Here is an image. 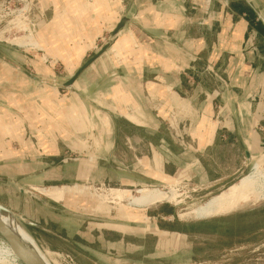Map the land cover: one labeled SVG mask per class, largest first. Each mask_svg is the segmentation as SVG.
<instances>
[{
	"label": "crops",
	"instance_id": "crops-1",
	"mask_svg": "<svg viewBox=\"0 0 264 264\" xmlns=\"http://www.w3.org/2000/svg\"><path fill=\"white\" fill-rule=\"evenodd\" d=\"M31 1L45 17L37 30L44 36L45 49L65 66H77L65 79H56L29 70L0 50V66L5 68L0 80L11 88L3 97L24 118L17 128L28 129L30 144L38 138L33 117L38 97L28 89L34 82L71 89L62 97L56 95L61 105L49 102L43 116L48 119L62 112L67 126L47 130L54 137L60 131L77 155L55 157L60 151L49 141L51 147L28 159L45 161V167L32 174L58 182L47 187L100 176L119 179L127 187L192 183L215 187L213 193H220L245 175L254 155L264 149V0H220L216 10L215 0ZM106 45L71 85L63 84ZM230 66L235 74L229 72ZM70 100L75 105L68 107ZM3 112L7 113L5 107L0 108ZM20 132L17 138L22 140ZM30 188L49 206L24 194L28 202L87 222L90 229L84 236L91 234L92 226L99 227L100 242H123L131 232L176 239L187 235L176 227L158 225L167 215L158 209L127 204L118 219L110 213L118 209L110 205L102 213L86 207L74 210L60 203L70 195L54 198L37 190L42 187ZM64 209L94 218L72 216ZM10 210L44 228L24 224L39 247L51 249L29 229L69 241L23 211ZM149 220L157 224L149 225ZM145 221V227L138 226ZM102 228L120 233L121 238H104Z\"/></svg>",
	"mask_w": 264,
	"mask_h": 264
},
{
	"label": "rangeland",
	"instance_id": "rangeland-1",
	"mask_svg": "<svg viewBox=\"0 0 264 264\" xmlns=\"http://www.w3.org/2000/svg\"><path fill=\"white\" fill-rule=\"evenodd\" d=\"M220 4V0H215L214 10ZM35 5V2L31 0H0V50L13 55L25 67L39 75L65 79L77 66H65L61 58L45 49L44 36L37 32L39 24L43 22L41 20L45 17ZM13 48L21 52L13 51ZM231 69L232 66L229 67V72L235 74V71ZM0 70L5 71V68L0 66ZM0 79H3V76H0ZM3 82L0 80V108L5 107L7 113H0V204L8 209L23 211L69 239V241H64L29 229L35 237L51 245V249L40 247L50 264H264V200L246 201L229 211L200 218L196 216L193 209L211 196L218 194L219 192L213 193L215 187L211 189L192 183L167 187L158 185L127 187L120 185L119 179L100 176L81 179L82 181H70L62 187H47L49 184L58 182L50 180L51 178L47 175L32 174L33 171L45 167V161L38 159L37 162L30 163L28 159L30 156L42 154L44 149L49 148L50 145L46 144L49 141L53 142L60 151V154L55 157L77 155L68 149L66 144L69 142L62 139L60 131H58L60 134L55 132L54 137L52 133H49L50 130H47L53 129L57 124L60 127L67 126L66 121L61 119L62 112L58 111L50 115L52 118L48 119L43 116L49 102L61 105L57 103L59 100L56 95L62 97L71 89L42 82H34L31 91L28 89L27 93L32 92L35 98L38 97L37 117L33 116L39 128L38 138L31 139L33 144H30L28 129L20 132L17 128L20 125V115L15 114L12 102L3 97L5 93L11 92L10 84L7 82L3 84ZM231 85L235 87L237 82L233 81ZM247 93H249L248 89ZM240 96H242L241 93ZM228 98L231 97L228 96ZM28 100L27 107L30 105ZM72 104L75 105L70 100L69 104L65 105L69 107ZM26 116L29 122V114ZM21 122H24V118ZM18 131L21 133V138L25 136L22 140L17 138L19 137ZM39 136L42 137L41 140ZM41 141H45V145L39 144ZM22 158L24 162L19 161ZM260 166L264 167V149L261 153L254 155L247 165L245 175L257 170ZM75 185L81 186V192L66 190V188H71L69 186ZM32 186L42 187L37 190L45 196L60 198L63 194L70 195L69 199L60 201V203L67 204L74 210L86 207V210L90 208L92 211L102 213L103 207L110 205L118 209L110 212L114 218L118 219L122 216V207L128 206L131 197L136 195L139 189L151 187H159L165 191L172 189L174 192L172 199L150 205L148 209L149 211L158 209L167 214L164 215V219L159 220L158 225L176 227L187 235L176 239L150 232L143 237L141 233L131 232L123 242L114 244L100 242L97 237L99 227L92 226L91 234L84 236L83 232L90 229L87 222L44 211L35 203L28 202L27 197L20 191L31 189ZM110 188L130 190V193H125L120 198H112L109 194L112 190ZM169 214H173L174 217L171 218ZM149 221V225L157 224L153 220ZM146 223L145 221L137 224L145 227ZM102 231L104 238L105 236L109 239L121 238L120 233L115 234L105 228H102ZM171 240L173 241L170 242ZM174 240L178 241L174 243ZM0 241L4 240L0 237ZM165 241H168L165 247H161L162 249L157 247L159 243ZM108 252L112 254V258L106 257ZM17 263L20 264L18 261Z\"/></svg>",
	"mask_w": 264,
	"mask_h": 264
},
{
	"label": "bare ground",
	"instance_id": "bare-ground-1",
	"mask_svg": "<svg viewBox=\"0 0 264 264\" xmlns=\"http://www.w3.org/2000/svg\"><path fill=\"white\" fill-rule=\"evenodd\" d=\"M69 187L71 188H66V190L77 193L81 192V186L75 185ZM110 189L112 190L109 191V194L112 198H120L123 194L130 193V190ZM173 197L174 192L172 189L165 191L159 187L142 188L137 191L136 195L131 197L129 205L148 207L163 200H170ZM250 200H264V167L262 166L244 175L238 182L232 184L229 189L211 196L193 209V212L197 217H208L229 211L240 203ZM3 218L5 222L15 229L23 241L33 246L41 258L47 264H50L45 253L36 245L32 237L20 228L13 218L8 216H3ZM17 261L8 244L0 241V264H18Z\"/></svg>",
	"mask_w": 264,
	"mask_h": 264
},
{
	"label": "water",
	"instance_id": "water-1",
	"mask_svg": "<svg viewBox=\"0 0 264 264\" xmlns=\"http://www.w3.org/2000/svg\"><path fill=\"white\" fill-rule=\"evenodd\" d=\"M124 20L125 19H123L121 21L120 25L118 26V29L123 24ZM106 48H107V45L104 48L100 49V51L97 53L96 56L90 57V59L76 71V73L70 78V80L66 81L63 84L65 86L71 85L73 83V81L75 80V78L77 77V75L85 67H87ZM57 84H60V83L58 82ZM242 177H238L236 179V182H238ZM20 192L25 194L26 196H28L31 200H34L43 206H49L47 200L41 194H39V193H37L31 189H21ZM62 211L64 213H68V214H70L72 216H76V217L94 218L91 216H85V215L79 214L77 212L68 211L65 209ZM3 216H8V217L13 218L17 222V224L20 226V228L23 229L29 236H30V234L26 231L24 224L33 225V226L39 227L41 229H44V228L35 224L34 222H32L28 219L22 217L19 214H15L13 211H11L10 209H8L5 206L0 204V237L11 248V250H12L13 254L15 255V257L17 258L18 262L20 264H47L41 258L38 251H36V249L33 246H31V245L27 244L25 241H23L21 239V237L19 236V234L15 231V229H13V227H11L10 224H8L7 222L4 221ZM35 243H36V241H35ZM36 245L39 247V245L37 243H36Z\"/></svg>",
	"mask_w": 264,
	"mask_h": 264
}]
</instances>
